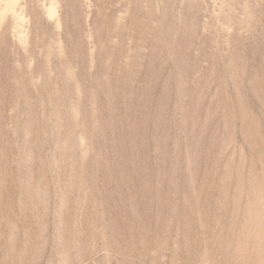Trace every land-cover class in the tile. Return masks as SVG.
Masks as SVG:
<instances>
[{"label": "rangeland", "instance_id": "1", "mask_svg": "<svg viewBox=\"0 0 264 264\" xmlns=\"http://www.w3.org/2000/svg\"><path fill=\"white\" fill-rule=\"evenodd\" d=\"M0 264H264V0H0Z\"/></svg>", "mask_w": 264, "mask_h": 264}]
</instances>
